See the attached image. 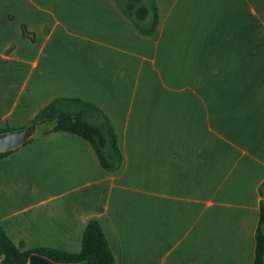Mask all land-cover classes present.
Instances as JSON below:
<instances>
[{"label":"crops","instance_id":"0c3cea01","mask_svg":"<svg viewBox=\"0 0 264 264\" xmlns=\"http://www.w3.org/2000/svg\"><path fill=\"white\" fill-rule=\"evenodd\" d=\"M0 0V131L56 98L96 106L122 154L38 133L0 157V228L77 253L100 223L115 264H254L264 181V0ZM49 127H45L49 129Z\"/></svg>","mask_w":264,"mask_h":264},{"label":"trees","instance_id":"16d2710c","mask_svg":"<svg viewBox=\"0 0 264 264\" xmlns=\"http://www.w3.org/2000/svg\"><path fill=\"white\" fill-rule=\"evenodd\" d=\"M118 4L140 33L145 35L154 33L158 25V16L156 6L153 3H147L145 0H125V3L122 4L118 0ZM40 120H46V123L37 130L47 124H50L51 127L49 129L43 128L37 134L50 131L76 134L92 145L100 165L105 170L114 172L120 167L122 154L117 144L116 133L111 123L96 106L76 98H56L42 108L32 122ZM10 130L12 129L5 128L0 132ZM10 152L12 151L0 153V157ZM259 190L262 200L260 203V221L256 232L254 264H264V232L262 230V223L264 222V181ZM33 252L46 255L57 262L115 264L105 233L95 218L88 221L82 235L81 249L77 253L57 249L22 251L0 228V256L3 264H24Z\"/></svg>","mask_w":264,"mask_h":264},{"label":"water","instance_id":"95a60500","mask_svg":"<svg viewBox=\"0 0 264 264\" xmlns=\"http://www.w3.org/2000/svg\"><path fill=\"white\" fill-rule=\"evenodd\" d=\"M46 123V120L32 122L18 129L0 132V153L8 152L19 148L30 140L36 133L37 128ZM264 232V222L262 223ZM0 256V264L2 263ZM264 263V255H263ZM24 264H79L78 262H57L50 257L38 252L31 253Z\"/></svg>","mask_w":264,"mask_h":264},{"label":"rangeland","instance_id":"374dc122","mask_svg":"<svg viewBox=\"0 0 264 264\" xmlns=\"http://www.w3.org/2000/svg\"><path fill=\"white\" fill-rule=\"evenodd\" d=\"M120 1V3H125V0H119ZM32 123V122H31ZM30 124V123H29ZM50 126V124H47V125H44V127L43 128H45V127H49ZM38 128H40V126L38 127ZM43 128H41V129H38L37 131H36V133H35V135L37 134V132H39V130L41 131V130H43Z\"/></svg>","mask_w":264,"mask_h":264}]
</instances>
